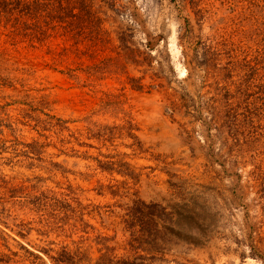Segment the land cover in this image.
Here are the masks:
<instances>
[{
  "label": "rangeland",
  "instance_id": "1",
  "mask_svg": "<svg viewBox=\"0 0 264 264\" xmlns=\"http://www.w3.org/2000/svg\"><path fill=\"white\" fill-rule=\"evenodd\" d=\"M249 2L74 0L38 33L0 24V264H264V156L211 115Z\"/></svg>",
  "mask_w": 264,
  "mask_h": 264
},
{
  "label": "trees",
  "instance_id": "2",
  "mask_svg": "<svg viewBox=\"0 0 264 264\" xmlns=\"http://www.w3.org/2000/svg\"><path fill=\"white\" fill-rule=\"evenodd\" d=\"M249 1L250 44L246 47L247 50H232L230 56L226 58L229 64L216 68L215 78H213L219 90L225 92V95L221 92V96L225 107L228 108L226 110L228 116H220L225 109L216 112L218 108H211L215 111L211 115L215 125L221 124L220 127L240 132L233 135L228 133L230 138L235 137L236 134L242 136L243 129L254 130L255 132H248L250 137L247 136L246 140L239 137L234 139L235 142L240 143L238 145L241 148L245 146V141L251 140L255 146L253 149L258 151L256 156L258 159L264 156V0ZM72 2L74 0H0V24L10 28L11 32L17 35L27 33L34 28L38 30V33L41 28L40 21L44 23L50 19L52 13L59 12L57 19H60L62 13L70 15L71 8L67 6H70ZM30 20H33V25L29 24ZM65 20L62 17L57 22L67 23ZM142 205L148 206L145 202ZM154 206L163 209V207ZM183 216L181 215L180 218ZM160 221H156L158 228L161 227ZM137 222L140 226L145 224L143 218ZM164 228L174 230L168 226Z\"/></svg>",
  "mask_w": 264,
  "mask_h": 264
}]
</instances>
